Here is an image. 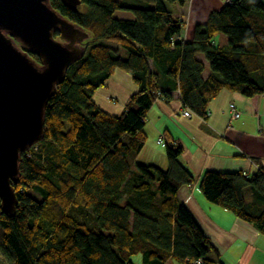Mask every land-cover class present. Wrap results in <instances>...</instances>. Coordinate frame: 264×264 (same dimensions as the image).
<instances>
[{"label": "trees", "instance_id": "1", "mask_svg": "<svg viewBox=\"0 0 264 264\" xmlns=\"http://www.w3.org/2000/svg\"><path fill=\"white\" fill-rule=\"evenodd\" d=\"M80 2L74 13L50 0L88 39L83 58L46 108L44 140L21 156L13 185L16 214L0 212V264L2 256L14 264H134L138 255L142 264H222L178 198L181 187L195 183L179 162L182 148L165 144L166 170L136 159L147 142L149 109L159 96L173 97L174 90L163 91L164 77L185 109L204 120L222 90L246 98L264 94V2L226 3L194 28L189 41L182 37L184 20L171 8L187 0ZM119 12L133 19H118ZM217 35L227 38V46L215 44ZM117 70L137 91L120 115L111 116L93 95ZM199 191L264 237L263 169L251 176L207 171Z\"/></svg>", "mask_w": 264, "mask_h": 264}, {"label": "crops", "instance_id": "2", "mask_svg": "<svg viewBox=\"0 0 264 264\" xmlns=\"http://www.w3.org/2000/svg\"><path fill=\"white\" fill-rule=\"evenodd\" d=\"M225 4L226 0H187L184 6H172L174 16L185 22L183 39L191 40L194 28L205 25L209 15ZM214 42L220 47L227 46V38L222 35H217ZM199 59L206 66L203 78L207 79L208 64L202 56ZM162 84L164 92L174 90L173 97L166 101L159 96L149 109L145 124L147 142L137 163L166 170L165 145L158 144L159 139L181 147L179 162L194 177L195 183L181 187L178 198L211 240L219 260L222 264H264V237L230 211L208 202L199 191L200 179L207 171L242 172L246 176L260 169L264 171V94L246 98L237 92L222 90L210 102L209 115L204 120L194 113L184 117L185 107L175 85L165 77ZM136 91L132 79L117 70L105 87L93 95V101L107 114L118 116ZM231 106L241 117L232 122L233 130L228 131Z\"/></svg>", "mask_w": 264, "mask_h": 264}, {"label": "water", "instance_id": "3", "mask_svg": "<svg viewBox=\"0 0 264 264\" xmlns=\"http://www.w3.org/2000/svg\"><path fill=\"white\" fill-rule=\"evenodd\" d=\"M60 1L74 13L81 4ZM87 39L50 0H0V212L8 218L18 207L21 156L44 140L46 108Z\"/></svg>", "mask_w": 264, "mask_h": 264}, {"label": "rangeland", "instance_id": "4", "mask_svg": "<svg viewBox=\"0 0 264 264\" xmlns=\"http://www.w3.org/2000/svg\"><path fill=\"white\" fill-rule=\"evenodd\" d=\"M171 6V5H170ZM169 6V7H170ZM116 18L118 19H124V20H130V19H133V15L131 13H128V12H119V13H116ZM161 169V168H160ZM162 170V169H161ZM2 236H3V231L2 229L0 228V254L2 255V248H3V245H2ZM2 261H3V264H14L12 260H9L7 259L6 257L2 256ZM132 262L134 264H142V256L141 255H138V256H135L132 258ZM168 264H178L177 262H175L173 259H170L168 261Z\"/></svg>", "mask_w": 264, "mask_h": 264}, {"label": "built area", "instance_id": "5", "mask_svg": "<svg viewBox=\"0 0 264 264\" xmlns=\"http://www.w3.org/2000/svg\"><path fill=\"white\" fill-rule=\"evenodd\" d=\"M230 2L231 1L226 0V3H230ZM230 113H231L230 114L231 115L230 116V121H229V124H228V127H227L228 131H232L233 130L232 122L238 120L241 117V113L237 109H235L233 106H231ZM183 116L189 118V117L192 116V112L190 110H188V109H185V111L183 113ZM158 144L164 146L165 142H164L163 139H159ZM196 264H201V263L197 262Z\"/></svg>", "mask_w": 264, "mask_h": 264}]
</instances>
